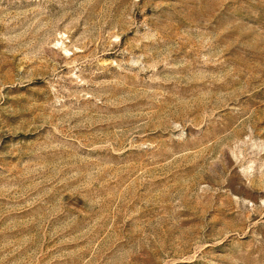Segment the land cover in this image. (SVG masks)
<instances>
[{
  "label": "rangeland",
  "instance_id": "374dc122",
  "mask_svg": "<svg viewBox=\"0 0 264 264\" xmlns=\"http://www.w3.org/2000/svg\"><path fill=\"white\" fill-rule=\"evenodd\" d=\"M0 264H264V0H0Z\"/></svg>",
  "mask_w": 264,
  "mask_h": 264
}]
</instances>
